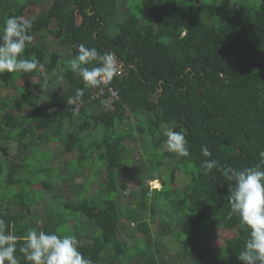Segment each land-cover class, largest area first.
<instances>
[{"label": "trees", "instance_id": "1", "mask_svg": "<svg viewBox=\"0 0 264 264\" xmlns=\"http://www.w3.org/2000/svg\"><path fill=\"white\" fill-rule=\"evenodd\" d=\"M41 1L0 0V29L11 15L34 18L31 34L37 40L26 44L22 55L39 61L29 73H0V86L16 91V95L0 94V142L13 141L19 151L30 149L24 157L20 153L10 156L9 146L0 144V219L10 226L6 231L18 237L29 228L64 235L57 231L58 225L68 223L67 235L77 237L79 251L93 264H120L128 247L125 235L118 231V217L128 218L126 229L138 231L153 243L184 226L171 227L167 213L166 222L160 220L156 232H151V220L145 218H154L157 206L166 205L170 198L167 207L187 213L186 235L177 239L180 247L175 255L182 259L178 264H243L238 256L249 230L237 215H229L234 181L220 169L253 167L264 159L260 156L264 152V0H138L139 10L131 11L128 4L121 21L113 19L121 0H52L46 8L39 6ZM130 1L133 5L136 0ZM29 4L39 8L26 15ZM42 34L68 47L69 54L51 49L49 40L43 44ZM80 44L95 47L101 54L112 52L122 63V72L107 85L118 96L113 111L102 105L109 95L93 96L100 84L87 85L70 68ZM60 77L64 82L58 95L45 93L47 101H38L32 89L49 81L56 87ZM77 90L83 92L78 100L74 99ZM24 108L22 118L12 112ZM73 117L80 122L69 132ZM132 118L134 125L122 126ZM98 125L103 132L92 131L87 139L86 132ZM162 127L183 131L189 155L168 150L144 153L154 162L132 175L140 186L131 192L136 204H121L125 184L118 181L117 170L131 163L135 144L140 143L145 152L147 135L158 149L166 139ZM50 143L59 145L52 150ZM202 145L208 147L210 157L202 155ZM73 151H77L76 158L61 166L53 164L58 154ZM166 157L172 159L168 164L172 177L176 168L189 179L182 187L165 184L148 190L144 179L154 180V187L159 188L153 172ZM212 159L217 166L209 172L203 163ZM100 166L105 167V178L88 195ZM85 169L89 173L85 184L76 187L73 195L64 194L67 184L62 183ZM50 189L54 194L46 197ZM174 195L177 200L172 202ZM163 197L160 204L155 202ZM41 203L46 205L42 216L38 214ZM146 209V215L141 213ZM84 216L100 233L91 235L87 225L80 232L77 223ZM218 229L236 234L220 247L207 244L204 248L201 237ZM22 244L18 241L16 256L20 264H30L19 252ZM150 263L155 264L154 259ZM159 264L166 263L162 259Z\"/></svg>", "mask_w": 264, "mask_h": 264}, {"label": "clouds", "instance_id": "2", "mask_svg": "<svg viewBox=\"0 0 264 264\" xmlns=\"http://www.w3.org/2000/svg\"><path fill=\"white\" fill-rule=\"evenodd\" d=\"M33 25L34 18L23 15H11L3 21V28L0 29V73H29L37 69L39 61L34 56L28 59L22 55L26 44L34 40L31 34ZM69 64L74 73L93 87L104 80H110L118 72L116 57L112 52L105 51L101 54L97 48H89L84 44L78 46V54ZM82 95V90H77L74 99L78 100ZM105 99L112 100L111 107L114 110L113 101L116 98ZM103 107L106 109V106ZM164 135L169 152L183 157L189 155L188 141L183 131L177 132L169 128ZM201 151L203 156H211L207 146L202 145ZM260 156L264 158V152ZM216 166L217 161L214 159L203 163V167L209 172ZM220 171L228 180L234 181L229 196V215H237L241 224L249 230L238 259L243 264H264V159L253 167H223ZM9 227L0 219V264H20L16 252L17 243L21 240L23 244L19 252L30 264H93L90 258L79 251V241L74 235H58L29 228L24 236L18 237L10 230L6 231Z\"/></svg>", "mask_w": 264, "mask_h": 264}, {"label": "rangeland", "instance_id": "3", "mask_svg": "<svg viewBox=\"0 0 264 264\" xmlns=\"http://www.w3.org/2000/svg\"><path fill=\"white\" fill-rule=\"evenodd\" d=\"M51 1L52 0H42L41 3L39 4V6L41 8H46L50 5ZM198 1L199 0H197V2ZM138 3H139V1L136 0L133 2V5H132L130 0H128V1L121 0L118 8L116 9V13H115L116 16H114L113 19L119 20V21L123 20L125 17V14H127V8L126 7L128 6V4H129V7L131 8V11H134V12L138 11L139 6H136V4H138ZM39 6H38V8H39ZM38 8L31 6L29 4L28 7L25 9L26 10L25 14L31 15V13H33L34 11H37ZM139 14H141V13H139ZM36 40L37 39H34L32 41V43H35ZM40 40L43 44H46V42L49 40V47L51 49L58 50L61 54L65 55V56L69 54V48L64 47V46L63 47L60 46V44L57 42V40H55L54 37L51 35L45 36L44 34H42V36L40 37ZM41 71H42V73L44 72V67L41 68ZM34 81H36V79H34ZM58 82H59V84L56 87H55L56 84H54L53 81H49V82H46L44 85H42L40 88L32 89V91L35 92L39 96L38 101H40V102L41 101L42 102L47 101L48 97L42 96L45 93L47 95H49L50 97H51V95L53 97H56L58 95V93L63 89V84H62L64 82L63 77H60ZM16 83L19 86L22 85V83L19 80H17ZM15 93H16V91L13 89H4L3 87L0 86V94H2V95H7V94L8 95H10V94L16 95ZM102 104H103V106H106V109L113 110V107H111L112 106V100L111 99H105ZM25 111H27V109L24 108L22 110L12 111V112L15 113L17 116H19L20 118H22L23 113ZM126 113H128V112H126ZM72 122L73 123H72L71 129L68 130L69 132L75 131L76 128H78L77 125L80 122V120L77 119L76 117H73ZM134 123H135V118H132L131 120L126 119L124 121V123L122 124V126L127 124V127H128V125H130V124L134 125ZM28 127H31L30 124H28ZM103 130H104V128L101 125H98V127H96L94 130H90V131L86 132V134H87V135L85 134L86 138L89 139V136H90L92 131H95L96 134L99 131V135H100L101 132H103ZM115 130L117 131V126H116ZM133 130L135 131L136 135L141 137V133L139 132V130L137 128H135V126H134ZM166 130H167L166 127H162L163 134L165 133ZM68 131H65L64 135ZM99 135H97V137ZM31 136L34 137V132H31ZM82 136L83 135H80V138H82ZM165 140L166 139H164V141H162V143L160 144V146L157 149L156 146L154 145V141L152 143H150L151 139L147 135L145 152H142L140 143L134 145L132 151L130 152L131 163L127 164L124 167L119 168L117 170L118 181L120 183L125 184V189H122L120 191L119 200H120L121 204L123 203L124 205L127 204L129 206H131V205L135 206V204H136L135 202L137 201V198L134 197L131 194V192L139 189L140 186H139L138 181L135 179V177H132V175L134 174L136 176V171L139 172L140 170H146L145 168L148 165L147 163L151 162V164H152L154 162V160L149 158V156L147 157V155H144V153H163L164 151H167V148L165 146ZM0 144L9 146L10 156L14 155L15 153H20L24 157L25 155H27L30 152V149L28 147H24L23 150L19 151L18 146L13 141H1ZM58 145L56 143H50L48 145V147H49V149L55 150ZM24 153H25V155H24ZM59 153H62V152L60 151ZM77 156H78L77 151H73L72 153H69V154H58L56 156V159L54 160L53 164L61 166L63 162H65L69 159H72V158H76ZM145 157H147V158H145ZM148 158H149V160H148ZM12 159H14V158H12ZM171 161H172L171 158L166 157L163 160L164 164L155 166L153 175L156 178L155 180H159V182H160L159 188L154 187V184H153L154 180L152 181V180L144 179L145 183L148 186V190L151 191L152 189H160L165 184L170 186V187H174V186L182 187L184 182L187 179H189L185 175L186 173L183 170L176 169V168H174V177H172L171 172L169 170V168L171 166L170 165L168 166V164H170ZM72 163L75 166V162H72ZM100 164H102V163H100ZM43 166H44V164H43ZM45 166H46V164H45ZM172 167H174V166L172 165ZM133 170H134V172H133ZM87 172L88 171L86 170V171H84V173H81V174L76 173L75 175L71 176L72 178L68 177V182L62 183V184H67V188L64 191V194H66V192L70 193L72 195L74 193H76L77 191L75 188L81 184H85L87 174H89ZM104 178H105V167L100 166V168L97 172V177H96L97 181L90 187V191L88 192V195H91L93 190L97 187V182L104 179ZM168 189L170 190V188H168ZM51 190L52 189H50V191L45 192L46 197H49L50 195L54 194V191H51ZM176 190L180 191L181 188H177ZM66 196H69V194H67ZM164 199H165V197H163L161 200L157 199V200H155V202L160 204V202L163 201ZM171 199H172L171 200L172 202L176 201L177 200L176 195L171 197ZM169 200H170V198H167L165 200L166 205L161 204V205L157 206L159 209V212L156 213L157 215L155 214L154 218H149V217L145 218V219L151 220L150 221L151 232L152 233L156 232V230L158 229V223L160 220H161V222L162 221L166 222L167 215L170 216L169 220H171V222L169 221L168 224L171 227H174L177 224H179L178 227L181 225H184V226L182 228H178L177 230L175 228H174V230L172 229L171 231H174V232H170L169 234H162V237L158 238V240L155 239L153 243H152V241H151V243H149L147 241V239H145L144 236H141V234L138 231L131 232V230H129V228L126 229V225L129 223L128 218H126L125 216H122V214L118 217V221H119L118 231L122 232L123 235H125V244L128 247V250H126L121 255L120 264H152V263H150V261H152V259H154L155 264H159L162 259L165 261L166 264H178L182 260L178 256H176L175 254L178 252L179 247H180L178 242H177V239H178V241H180L186 235V232H184L185 231L184 227H185V222L187 223V213H181L180 210L178 211V210H174L171 207H167V203ZM40 206H42V210H39L38 214L42 216V214L44 213V208L46 207V205L44 203H41ZM155 209L157 211V208H155ZM141 213H143V214L145 213V215H146L148 213V209L144 210ZM191 213H193V211H191ZM81 216H83V215H81ZM77 224H78L77 226H79L80 232H82V229H84L85 226L87 225V227H89V229L92 228V231H91L92 234L91 235H97L98 233H100L99 229L95 226L94 222L92 220L86 218L85 216L82 217L81 222L80 223L78 222ZM204 227H205V224L203 225V228ZM68 228H69V224L65 223L61 227L58 225L57 231L61 234L65 233L64 235H67L68 234V232H67ZM130 229H131V227H130ZM235 234H236V232L234 230L218 229L211 234L208 233V234L204 235V237L202 236L201 242H202V245L204 246V248L206 247L207 244L212 245L213 248L214 247L217 248V247L222 246L223 243L227 240V238L234 236ZM83 236H86V234H83L82 237ZM157 251H158V253H156ZM169 258L172 260H169ZM166 260H169V261L166 262ZM204 264H207V263H204Z\"/></svg>", "mask_w": 264, "mask_h": 264}, {"label": "built area", "instance_id": "4", "mask_svg": "<svg viewBox=\"0 0 264 264\" xmlns=\"http://www.w3.org/2000/svg\"><path fill=\"white\" fill-rule=\"evenodd\" d=\"M116 63H117V68H118V72H117V74H120L121 72H122V63H120L118 60H117V58H116ZM116 74V75H117ZM108 82H109V80H104L103 82H101L100 83V86H98V89H97V91H95L94 93H93V96L95 97V96H102L103 94H107V95H109L112 99H114V98H117L118 96H117V92L110 86V87H107V85H108ZM73 103V102H72ZM76 103V105H79V103L78 102H75Z\"/></svg>", "mask_w": 264, "mask_h": 264}, {"label": "crops", "instance_id": "5", "mask_svg": "<svg viewBox=\"0 0 264 264\" xmlns=\"http://www.w3.org/2000/svg\"><path fill=\"white\" fill-rule=\"evenodd\" d=\"M91 128H93V127H91ZM93 130H94V128H93ZM95 132V131H94ZM98 133H99V131H98Z\"/></svg>", "mask_w": 264, "mask_h": 264}]
</instances>
